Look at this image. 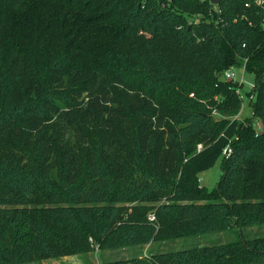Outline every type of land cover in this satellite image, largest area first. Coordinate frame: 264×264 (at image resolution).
Instances as JSON below:
<instances>
[{"label":"trees","instance_id":"1","mask_svg":"<svg viewBox=\"0 0 264 264\" xmlns=\"http://www.w3.org/2000/svg\"><path fill=\"white\" fill-rule=\"evenodd\" d=\"M238 66L258 132L234 118ZM262 224L264 0H0V264L96 245L132 251L99 264H264V237L241 233Z\"/></svg>","mask_w":264,"mask_h":264},{"label":"rangeland","instance_id":"2","mask_svg":"<svg viewBox=\"0 0 264 264\" xmlns=\"http://www.w3.org/2000/svg\"><path fill=\"white\" fill-rule=\"evenodd\" d=\"M242 67L243 66L235 67L234 72L236 79H242V82H238L239 87L237 90V95L240 99V110L234 118L243 124H247L248 121L252 122L253 128L258 132L261 129V121L258 118H254L251 108V100L253 99V90L255 88L254 75L247 71H242ZM221 175V158H219L211 168L198 174V180L201 186L211 190L217 187ZM241 233L247 238L264 237V224L244 228L241 230ZM238 235L239 232H237V230L224 233H206L200 236H191L170 241H156L137 248L136 251L145 255L156 252L177 251L193 246L225 243L235 240ZM131 254L132 251L128 249H94L87 254L65 256L58 260L49 259L43 260L40 263L29 264H99L105 259H128L131 257Z\"/></svg>","mask_w":264,"mask_h":264},{"label":"built area","instance_id":"3","mask_svg":"<svg viewBox=\"0 0 264 264\" xmlns=\"http://www.w3.org/2000/svg\"><path fill=\"white\" fill-rule=\"evenodd\" d=\"M259 3H262V0H259ZM242 71H244V72L246 71L244 66L242 67ZM234 72H235V68L234 67L229 68L228 70H226L223 73V75H222L223 79L237 81L239 83L242 82L241 81L242 79L241 80L236 79V76H235V73ZM201 147H202L201 144H198L196 150L199 151L201 149ZM223 153H224V155L228 156L229 153H230V148L229 147H226V149H224ZM95 249H98L97 248V245L95 246Z\"/></svg>","mask_w":264,"mask_h":264},{"label":"water","instance_id":"4","mask_svg":"<svg viewBox=\"0 0 264 264\" xmlns=\"http://www.w3.org/2000/svg\"><path fill=\"white\" fill-rule=\"evenodd\" d=\"M221 0H210V3L213 5H218Z\"/></svg>","mask_w":264,"mask_h":264}]
</instances>
